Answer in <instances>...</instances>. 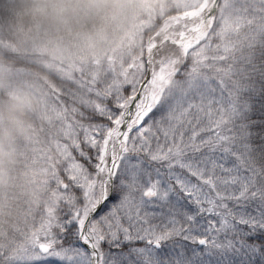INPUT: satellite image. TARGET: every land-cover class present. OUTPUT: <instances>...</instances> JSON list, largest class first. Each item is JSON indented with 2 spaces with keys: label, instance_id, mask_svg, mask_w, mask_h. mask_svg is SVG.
Returning <instances> with one entry per match:
<instances>
[{
  "label": "snow or ice",
  "instance_id": "snow-or-ice-1",
  "mask_svg": "<svg viewBox=\"0 0 264 264\" xmlns=\"http://www.w3.org/2000/svg\"><path fill=\"white\" fill-rule=\"evenodd\" d=\"M41 188L0 264H264V0H191L128 66L50 84Z\"/></svg>",
  "mask_w": 264,
  "mask_h": 264
},
{
  "label": "trees",
  "instance_id": "trees-1",
  "mask_svg": "<svg viewBox=\"0 0 264 264\" xmlns=\"http://www.w3.org/2000/svg\"><path fill=\"white\" fill-rule=\"evenodd\" d=\"M143 2V14L149 10L150 21L141 20L134 25L125 43L130 44L137 57L149 36L182 11L177 0ZM33 4L32 0H0V219L7 220L11 225L23 222L28 202L31 201V190L42 191L40 186L28 185L31 176L28 175L27 179L16 177L17 174L25 173L24 158L20 146L12 149L10 131L15 134L14 126L30 127L34 124L40 107L37 104L40 98L36 97L39 94L35 90L36 96L28 94L23 104L11 102L13 94L21 93L19 87L24 79L19 77L41 82L50 80L58 84L61 80H78L85 74L102 76L96 65L75 61L76 66L63 62L72 75L71 79L64 78V74L50 69L54 67L51 54L45 50V40L40 41L39 38L46 33L59 39L77 34L89 35L87 30L94 25L107 24L113 27L116 19L112 16L114 13L109 12L117 7L118 0H46L38 3L31 12ZM24 37H32L34 41L21 44ZM124 53L125 49L121 56ZM119 63L120 59L112 57L108 68L118 67L121 65ZM27 99L30 104L35 100L33 107L28 105ZM17 136L18 140H23L24 130Z\"/></svg>",
  "mask_w": 264,
  "mask_h": 264
},
{
  "label": "rangeland",
  "instance_id": "rangeland-1",
  "mask_svg": "<svg viewBox=\"0 0 264 264\" xmlns=\"http://www.w3.org/2000/svg\"><path fill=\"white\" fill-rule=\"evenodd\" d=\"M32 1L34 4L31 7V12L35 10L38 3L45 2L46 0ZM177 2L178 7H182V13L186 10V6L190 4L191 0H177ZM143 6V0H118L117 7L113 11L109 12L114 13L112 14L114 19H116V21L114 20V26L110 27V25L107 24L94 25L87 30V32L90 33L89 35L77 34L64 37V39H59L53 37L50 35V33L44 34L39 38V40H45V50L48 51L49 55L51 54V60L54 65L53 68H48L52 69L53 71L57 70L59 73L64 74V78L71 79L72 75L70 70L63 66V62H68L75 66V61L80 62V64L88 63L96 65L103 75L108 69L111 68H108V66L110 65V60L112 57L120 59L119 64L123 66L130 65L137 58V56L134 54L130 44H125L128 42L126 38L133 32L134 25H137L139 21H150L151 12L148 10L145 14H143ZM32 41H34L32 37H30V39L24 37L21 41V44H27ZM124 49L125 53L121 56V53ZM123 63L128 64L124 65ZM43 64L48 66L46 62H43ZM20 78L24 79L21 86L19 87L21 93H17L16 95L22 96L23 98H28V94L30 93L36 96V91L39 94L36 97L40 98L37 100V104L39 106L42 98L41 94L47 91V86L50 84H56L50 80L41 82L39 80H32L30 78L25 79L23 76H20L19 79ZM27 103L28 105L30 104L28 99ZM34 104L35 100L30 104V107H33ZM14 128L16 129L17 133L14 134L12 130L10 131L13 138L10 143L11 147L12 149H16V146H20L22 148V156L25 159L26 154L23 149L25 150L26 148V131L29 127L23 125L14 126ZM22 130H24L25 138L23 140H18L17 135ZM16 177L27 179L28 175L22 172L17 174ZM28 185L39 186L36 182H34L33 178L28 183ZM40 194L41 192L39 190H31V200L35 199Z\"/></svg>",
  "mask_w": 264,
  "mask_h": 264
},
{
  "label": "clouds",
  "instance_id": "clouds-1",
  "mask_svg": "<svg viewBox=\"0 0 264 264\" xmlns=\"http://www.w3.org/2000/svg\"><path fill=\"white\" fill-rule=\"evenodd\" d=\"M11 102L13 103H16V104H23L25 101H24V98L22 96H19V95H16V94H13L11 97Z\"/></svg>",
  "mask_w": 264,
  "mask_h": 264
}]
</instances>
